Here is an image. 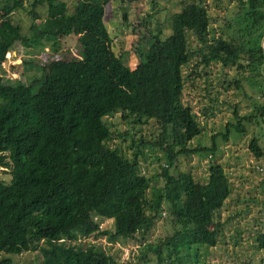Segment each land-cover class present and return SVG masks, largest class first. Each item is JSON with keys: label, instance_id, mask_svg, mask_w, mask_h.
Returning <instances> with one entry per match:
<instances>
[{"label": "trees", "instance_id": "trees-1", "mask_svg": "<svg viewBox=\"0 0 264 264\" xmlns=\"http://www.w3.org/2000/svg\"><path fill=\"white\" fill-rule=\"evenodd\" d=\"M106 1L136 0H74L69 14L63 0H33L28 12L41 3L55 15L32 22L28 35L10 19L21 0L0 5V64L15 41L28 52L46 45L55 50L57 40L70 34L77 42V56L46 61L31 83L20 74L9 78L0 65V167L9 174L8 182L0 179V264H13L12 256L40 240L46 246L38 249L39 264H181V250L188 256L192 246L216 242L222 222L214 215L230 194V181L213 164L201 184L190 173L174 171L175 161L181 155L213 154L216 137L226 141L232 130L239 137L243 122L264 121V102L252 104L247 115L233 111L235 121L211 135L209 145L192 146L201 131L182 102L184 79L191 83L203 75L209 84L205 68L218 62L247 70L251 84L264 91V0H238L239 11L216 35L206 7L190 0L170 14V31L156 37L155 55L140 57L133 68L114 52L103 22ZM121 14L126 19V11ZM189 35L196 43L190 49ZM193 57V67L183 73ZM115 111L134 123L154 125L140 135L128 158L104 143L111 135L102 117ZM143 146L163 156L161 187L149 188V178L138 171ZM248 150L256 159L262 156L256 136ZM164 202H171L169 214L182 231L145 242L143 234ZM95 216L111 219L112 229L101 230ZM100 237L109 245L134 239L137 252L120 262L109 247L90 241ZM252 238L255 248L264 250V222Z\"/></svg>", "mask_w": 264, "mask_h": 264}, {"label": "rangeland", "instance_id": "rangeland-1", "mask_svg": "<svg viewBox=\"0 0 264 264\" xmlns=\"http://www.w3.org/2000/svg\"><path fill=\"white\" fill-rule=\"evenodd\" d=\"M32 1L21 0L22 5L13 9L10 14L11 21L19 25L21 32L26 35L30 32L29 26L32 22L55 15V10H46L41 3L28 12ZM63 1L66 4V12L71 13L74 0ZM189 1L136 0L129 4L106 1L103 22L114 43L116 55H122L130 68L134 67L140 57H153L157 52L154 44L156 37L163 38L170 31V14ZM198 1L206 7L212 17L209 26L213 28L215 35L223 33L224 21L232 19L239 11L238 0ZM11 2L12 0H0V5H10ZM122 11H126V19L122 17ZM147 14L151 17H147ZM188 40L189 49L196 45L192 35L188 36ZM57 42L55 50L46 45L28 52L27 47L15 41L6 51L0 64L5 75L14 78L20 74L27 83H31L40 78L43 72L41 67L46 61L57 59L62 54L77 56V42L73 34L61 37ZM193 63L194 57L182 68V72L188 73ZM205 71L209 84L204 82L203 75L191 83L184 79L182 102L190 107L201 131L190 141L192 146L209 145L211 135L223 131L226 123L235 121L233 111L239 116L247 115L252 110V104L264 102V91H260L255 83L251 84L254 79L247 70L237 71L234 66L222 67L218 62H212ZM255 71L253 68L252 73ZM235 81L239 82L238 86L234 84ZM102 121L111 135V138L104 142L105 145L115 148L127 158L135 151L140 135L154 130L153 124L144 125L132 122L131 118H121L119 111L105 115ZM243 125L245 131L239 137L235 136L233 130L226 141L216 137L215 153H193L188 157L181 155L175 161L174 171L190 173L201 184L206 182L208 167L219 164L231 186L229 196L214 215L222 222L215 244L192 246L188 256L181 250L178 253V256L182 257L181 264H264V250H257L252 238L256 229L264 222V121L258 119L256 123L243 122ZM252 136L257 137L262 150V156L258 159L248 150V142ZM163 165V156L156 148L140 147L138 171L149 178V188L162 186L163 179L159 176V170ZM7 171L0 167V179L4 182L9 180ZM149 188L145 193L146 199L150 197ZM171 205V202L161 204L160 213L154 218L150 229L143 234L145 242L156 243L158 239L162 240L165 236L182 231V227L176 226L172 220L173 216L169 214ZM145 212L150 213L148 209ZM230 214L234 217L226 219ZM94 219L101 230L112 229L111 219L98 216ZM90 241L104 246L105 250L109 247L108 251L114 253L120 262L133 259L138 249V242L134 239H129L124 244L113 242L111 245L103 237ZM42 245L46 246V242H33L28 250L12 256L13 264H39L38 249ZM148 264L155 263L151 261Z\"/></svg>", "mask_w": 264, "mask_h": 264}, {"label": "water", "instance_id": "water-1", "mask_svg": "<svg viewBox=\"0 0 264 264\" xmlns=\"http://www.w3.org/2000/svg\"><path fill=\"white\" fill-rule=\"evenodd\" d=\"M263 40H264V37L263 39L261 40V46H263ZM262 67V65H260V68Z\"/></svg>", "mask_w": 264, "mask_h": 264}]
</instances>
